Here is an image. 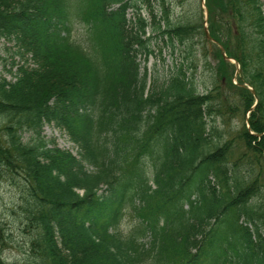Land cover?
<instances>
[{
  "label": "trees",
  "instance_id": "obj_1",
  "mask_svg": "<svg viewBox=\"0 0 264 264\" xmlns=\"http://www.w3.org/2000/svg\"><path fill=\"white\" fill-rule=\"evenodd\" d=\"M153 1L0 0V39L20 61L0 79V174L16 186L25 264H264V0H205L209 37L202 7L173 19ZM160 40L189 66L213 46L217 82H150L138 58Z\"/></svg>",
  "mask_w": 264,
  "mask_h": 264
},
{
  "label": "rangeland",
  "instance_id": "obj_2",
  "mask_svg": "<svg viewBox=\"0 0 264 264\" xmlns=\"http://www.w3.org/2000/svg\"><path fill=\"white\" fill-rule=\"evenodd\" d=\"M151 1L154 5V1ZM165 1L166 4L170 5V10H173V15L172 12L170 13V17L172 18L176 17L178 13L192 15L195 11L196 13L198 12L199 7L200 9L202 7L201 0ZM130 15L131 13L129 11L128 16ZM140 15L145 17L146 12L142 11ZM157 15V17H159L158 12ZM214 50L213 46H208V54L206 55L207 63H204L200 56L198 61L194 60V65L189 66L190 61L184 57V53H180L179 50H174V52H172L171 48L166 46L163 40H160L155 46H153V54L147 56L145 60L138 58V61L142 70L144 67L147 69L148 75L150 76V82L152 79H159V81L155 83L157 87L161 81L166 80V78L177 72V70H182V72H185L188 77H194V81H196L199 91H202L205 87L208 89L212 88L213 82L216 83L218 80L212 68L215 64L212 59V52H214ZM19 62L18 56L15 55V48L12 47L10 43H5L3 39H0V79L13 81L14 73ZM233 75L234 77L236 75L235 69ZM234 77L233 81L236 78ZM220 93H223V97L226 96L231 101L236 99L232 92L226 90L225 87H222ZM222 121L223 123L218 121L217 124L221 129L226 131L225 137L230 138V142L233 145V157H240L245 150V145L242 140H237L236 138L238 135L236 131L237 122L228 112H224ZM43 136L46 140L53 141L59 148L69 150L73 154L76 153L74 145L54 126L45 125L43 127ZM254 173L261 176L259 182H264V171H258L257 173V169L254 167ZM10 181L8 175H5L4 173L0 174V232L4 233V236L8 237L10 240H7L8 244H5L6 247L3 251V261L5 264H25L24 262L27 259L25 255V239H27V235H24L20 229V219L16 215H13L12 209L13 205L17 202L18 194L16 186ZM134 224V215L126 212L121 222L120 229L123 233H127L129 228Z\"/></svg>",
  "mask_w": 264,
  "mask_h": 264
},
{
  "label": "water",
  "instance_id": "obj_3",
  "mask_svg": "<svg viewBox=\"0 0 264 264\" xmlns=\"http://www.w3.org/2000/svg\"><path fill=\"white\" fill-rule=\"evenodd\" d=\"M206 15H207V12H206Z\"/></svg>",
  "mask_w": 264,
  "mask_h": 264
}]
</instances>
